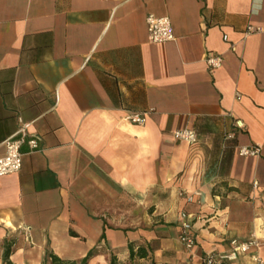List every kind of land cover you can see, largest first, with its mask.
<instances>
[{
    "label": "crops",
    "instance_id": "0c3cea01",
    "mask_svg": "<svg viewBox=\"0 0 264 264\" xmlns=\"http://www.w3.org/2000/svg\"><path fill=\"white\" fill-rule=\"evenodd\" d=\"M149 14L169 16L175 39L152 42ZM20 116L40 148L25 142L21 170L0 176V264L8 242L15 264L48 248L125 261L131 240L159 264H204L254 237L264 258V0H0V156ZM185 127L197 143L174 136Z\"/></svg>",
    "mask_w": 264,
    "mask_h": 264
},
{
    "label": "built area",
    "instance_id": "2783aa9c",
    "mask_svg": "<svg viewBox=\"0 0 264 264\" xmlns=\"http://www.w3.org/2000/svg\"><path fill=\"white\" fill-rule=\"evenodd\" d=\"M147 24L150 40L154 43H163L175 39V33L171 18L169 16H157L155 14H149L147 16ZM256 30L253 27H249V31ZM225 40H228V36H224ZM223 56L220 54H208L207 62L212 69L218 68L223 64ZM238 98L241 95L238 94ZM148 112H134L127 115V119L133 123L144 124L147 120ZM17 133L5 140L6 152L3 156H0V176H5L13 173H17L22 168V145L28 142L33 150L40 148L39 137L29 134L28 123L20 116ZM174 136L177 139L184 140L191 144L198 142V133L194 128H180L174 131ZM241 155L256 156L260 154V147L253 145L251 147H242L239 150ZM258 181L254 182V187L257 188ZM187 201H194L200 192L191 194L181 193ZM180 235L179 238L184 245L191 249L196 245L197 238L193 231L192 215L182 210L179 214ZM262 245V241L257 238L241 241L234 239L232 241V249L226 255L219 256L210 255L204 258L206 264H229L231 261L236 260L241 254L250 253L252 259L256 264H264V258L259 253V248ZM226 261V263H224Z\"/></svg>",
    "mask_w": 264,
    "mask_h": 264
},
{
    "label": "trees",
    "instance_id": "16d2710c",
    "mask_svg": "<svg viewBox=\"0 0 264 264\" xmlns=\"http://www.w3.org/2000/svg\"><path fill=\"white\" fill-rule=\"evenodd\" d=\"M234 137L235 136H227L226 138L229 140ZM70 233L74 236H78V234L73 230H71ZM127 248L128 256L125 261L120 260L119 257L113 253L109 264H159V262L154 257L150 243L131 240L129 241ZM13 252L14 251L12 248V243H6L3 253L2 264H15L11 259ZM93 255L94 250L92 249L88 252L86 256L82 257L79 260H69L59 256L50 248H48L46 251V255L42 261V264H89V261Z\"/></svg>",
    "mask_w": 264,
    "mask_h": 264
},
{
    "label": "rangeland",
    "instance_id": "374dc122",
    "mask_svg": "<svg viewBox=\"0 0 264 264\" xmlns=\"http://www.w3.org/2000/svg\"><path fill=\"white\" fill-rule=\"evenodd\" d=\"M17 237H18V236H17ZM14 238L17 239L16 237H12L11 240H13ZM12 248H13V250H16V249H18V246L15 245V246H13ZM24 250H25V249H24ZM14 258H15V260H16V259H17V256L15 255ZM15 263H16V262H15ZM203 263L206 264L205 261H204Z\"/></svg>",
    "mask_w": 264,
    "mask_h": 264
},
{
    "label": "bare ground",
    "instance_id": "6f19581e",
    "mask_svg": "<svg viewBox=\"0 0 264 264\" xmlns=\"http://www.w3.org/2000/svg\"><path fill=\"white\" fill-rule=\"evenodd\" d=\"M29 264V263H28ZM30 264H33V263H30Z\"/></svg>",
    "mask_w": 264,
    "mask_h": 264
}]
</instances>
